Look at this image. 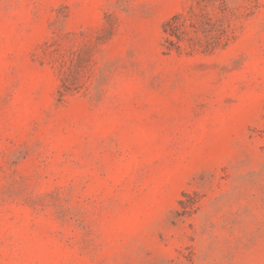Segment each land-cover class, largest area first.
Instances as JSON below:
<instances>
[{
    "label": "rangeland",
    "instance_id": "374dc122",
    "mask_svg": "<svg viewBox=\"0 0 264 264\" xmlns=\"http://www.w3.org/2000/svg\"><path fill=\"white\" fill-rule=\"evenodd\" d=\"M197 1L0 0V264H264V0Z\"/></svg>",
    "mask_w": 264,
    "mask_h": 264
},
{
    "label": "trees",
    "instance_id": "16d2710c",
    "mask_svg": "<svg viewBox=\"0 0 264 264\" xmlns=\"http://www.w3.org/2000/svg\"><path fill=\"white\" fill-rule=\"evenodd\" d=\"M208 1V0H201ZM199 3V0L197 1ZM226 10V9H224ZM164 34V48L166 52H171L173 50L179 51L181 48V43L185 41V36L190 33H209L210 42L205 45V50L215 49L222 42L226 43L229 38V25H224L223 23L210 24L209 29L205 27L202 21L197 19V14L194 13L193 8L189 10L187 14L177 13L166 20L162 26Z\"/></svg>",
    "mask_w": 264,
    "mask_h": 264
}]
</instances>
